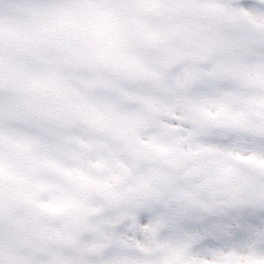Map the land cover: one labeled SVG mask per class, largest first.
Listing matches in <instances>:
<instances>
[{"label":"snow or ice","instance_id":"snow-or-ice-1","mask_svg":"<svg viewBox=\"0 0 264 264\" xmlns=\"http://www.w3.org/2000/svg\"><path fill=\"white\" fill-rule=\"evenodd\" d=\"M0 264H264V0H0Z\"/></svg>","mask_w":264,"mask_h":264}]
</instances>
